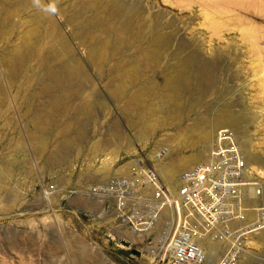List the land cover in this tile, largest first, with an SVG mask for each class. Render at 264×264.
<instances>
[{"label":"rangeland","instance_id":"obj_1","mask_svg":"<svg viewBox=\"0 0 264 264\" xmlns=\"http://www.w3.org/2000/svg\"><path fill=\"white\" fill-rule=\"evenodd\" d=\"M123 1L140 8L142 29L156 28L169 43L153 64L144 63L140 45L133 44L119 68L132 63L138 66L139 85L155 81L177 58L189 57L198 72L210 69L214 77L205 86L204 103L194 105L193 97L187 96L182 119L155 130L145 144L138 145L136 129H131L130 119L121 112L127 100L116 103L109 89L120 75L114 72L117 60L107 66L104 75H98L89 64L86 48L71 39L74 56L83 63L90 80L67 88L71 102L58 109L60 114L52 120L45 116L49 98L37 86V76L21 74L10 82L0 59V169L3 167L4 174L0 183V264H171L167 245L158 257L146 250L161 246L156 242L157 233L150 231L140 240L122 231L127 242L121 241L111 234L115 223L110 216L97 215L96 209L92 210L96 215L84 213L86 204L71 192L79 185H96L126 174L139 149L146 159L165 144H173L180 156L191 155L196 149L187 148L184 138L195 120H209L225 103L242 116L241 127L251 143V153L264 170V0ZM57 17L63 24L64 18ZM62 30L72 38L70 26ZM6 44L0 42V58ZM94 101L87 114H80ZM147 104L159 109L156 117L160 118L162 104L149 99ZM34 116L36 123L31 120ZM42 138L47 146L39 150L36 143ZM72 140L76 148L69 154V165H55L53 160L63 156L61 145ZM93 144L100 148L91 150ZM255 172L264 184V171ZM50 185L56 192L43 196ZM250 248L252 260L244 257L238 264H264V246Z\"/></svg>","mask_w":264,"mask_h":264},{"label":"bare ground","instance_id":"obj_2","mask_svg":"<svg viewBox=\"0 0 264 264\" xmlns=\"http://www.w3.org/2000/svg\"><path fill=\"white\" fill-rule=\"evenodd\" d=\"M57 16L64 18L63 24ZM140 16L141 10L136 4L123 0H0V42H7L0 59L8 80L11 82L21 74L36 75L37 86L40 85L49 98L45 116L52 120L57 118L60 114L58 109L71 102L67 88L80 87L90 80L85 66L73 53L71 39L78 40L86 48L89 64L98 75L103 74L107 66L117 60L114 72L120 75L110 86V93L116 103L127 100L121 108L122 115L130 119L131 129H136L138 145L145 144L147 137L155 130L182 119L188 107L185 102L187 96L193 97L194 105L203 104L207 90L205 86L212 84L214 77L210 69L198 72L194 61L185 57L177 58L176 64L167 68L155 81L136 84L139 67L133 63L123 68L118 65L126 50L133 44L140 45L139 53L143 62L153 64L162 56L169 43V38L160 35L156 28H149L148 31L142 29L139 26ZM64 26L72 28V38L65 35L62 30ZM109 31L123 37L118 38ZM55 61L57 64H52ZM148 99L162 104L160 118L156 117L159 109L147 104ZM94 103H87L80 114H87ZM214 112L209 120H205V117L203 121L195 120L190 134L184 138L185 146L189 149L195 147V152L183 157L176 154L173 144H165L166 154L155 163L161 182L168 188L171 204L163 208L156 225L151 229L157 233V244H161L159 248H146L152 256L158 257L165 249L168 243L167 232L176 225L173 221V215H176L174 188L181 171L208 161L220 130L232 131L247 166L253 172L257 170L261 174L264 171L259 167V158L251 153V143L241 127L242 116L233 113L229 103ZM31 120L35 122V116ZM77 133L83 137L82 130ZM36 145L39 150L45 149L46 138H42ZM61 148L63 156L53 161L55 165L66 168L70 163V153L76 146L72 140L69 144L61 145ZM99 148L96 144L91 146L94 151ZM153 157L152 154L150 158ZM1 169L0 183L4 181ZM255 180L264 192V184L256 177ZM257 203L264 207V194H261ZM165 215L172 216V220L164 229L165 221L162 218ZM139 235L138 238L142 240V234ZM252 245L264 246V228L245 241L239 263L248 256L252 260ZM208 248L210 251L216 249L215 245H208Z\"/></svg>","mask_w":264,"mask_h":264},{"label":"built area","instance_id":"obj_3","mask_svg":"<svg viewBox=\"0 0 264 264\" xmlns=\"http://www.w3.org/2000/svg\"><path fill=\"white\" fill-rule=\"evenodd\" d=\"M166 151L164 145L158 147L151 159L140 151L126 174L96 185H79L71 193L85 204L97 205V215L111 217L113 237L127 242L122 231L147 237L160 212L171 204L155 166ZM255 177L232 131L220 130L208 161L182 171L174 188L176 227L166 236L171 264L239 263L245 241L264 228V207L257 203L261 189ZM55 192L54 185L42 191L43 196ZM82 211L96 215L91 207ZM171 220L172 216L165 218L164 229ZM208 245L216 249L210 251Z\"/></svg>","mask_w":264,"mask_h":264},{"label":"crops","instance_id":"obj_4","mask_svg":"<svg viewBox=\"0 0 264 264\" xmlns=\"http://www.w3.org/2000/svg\"><path fill=\"white\" fill-rule=\"evenodd\" d=\"M87 207H91V210L96 209V211H98L99 207L97 205H95L94 203H90L89 205L86 204Z\"/></svg>","mask_w":264,"mask_h":264}]
</instances>
